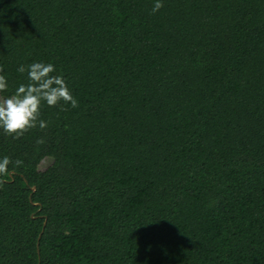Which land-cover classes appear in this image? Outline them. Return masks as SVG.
Here are the masks:
<instances>
[{
  "label": "trees",
  "instance_id": "16d2710c",
  "mask_svg": "<svg viewBox=\"0 0 264 264\" xmlns=\"http://www.w3.org/2000/svg\"><path fill=\"white\" fill-rule=\"evenodd\" d=\"M154 2L0 0L1 98L79 104L0 129V264H264V0Z\"/></svg>",
  "mask_w": 264,
  "mask_h": 264
},
{
  "label": "clouds",
  "instance_id": "9594fccd",
  "mask_svg": "<svg viewBox=\"0 0 264 264\" xmlns=\"http://www.w3.org/2000/svg\"><path fill=\"white\" fill-rule=\"evenodd\" d=\"M163 7V0H155L151 9V14H155ZM17 71L27 72V83H21L15 92L3 99H0V129L12 137L20 139L31 129L39 128L44 130L48 127V122L41 118V108L44 104L55 107L61 103L71 105L72 108L79 106L78 100L73 96L67 86V82L62 74L53 75L56 71L52 63L34 62L27 66L21 64ZM4 72L0 66V73ZM8 81L5 75L0 74V92L7 91ZM61 110H66L61 108ZM37 144H43V138L38 139ZM19 168L23 161L10 157L0 158V176H8L9 166ZM3 181H0V186Z\"/></svg>",
  "mask_w": 264,
  "mask_h": 264
},
{
  "label": "rangeland",
  "instance_id": "374dc122",
  "mask_svg": "<svg viewBox=\"0 0 264 264\" xmlns=\"http://www.w3.org/2000/svg\"><path fill=\"white\" fill-rule=\"evenodd\" d=\"M0 99H3V98H1V96H0ZM49 164H50V159H48V158L42 159L38 163V170H40V171L44 170Z\"/></svg>",
  "mask_w": 264,
  "mask_h": 264
}]
</instances>
